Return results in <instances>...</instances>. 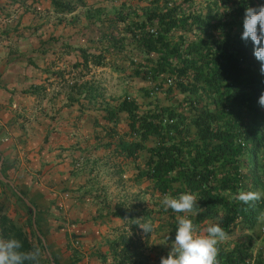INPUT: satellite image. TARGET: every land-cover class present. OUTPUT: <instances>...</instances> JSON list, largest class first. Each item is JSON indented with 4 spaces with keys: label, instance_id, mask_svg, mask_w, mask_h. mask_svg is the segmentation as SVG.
<instances>
[{
    "label": "trees",
    "instance_id": "16d2710c",
    "mask_svg": "<svg viewBox=\"0 0 264 264\" xmlns=\"http://www.w3.org/2000/svg\"><path fill=\"white\" fill-rule=\"evenodd\" d=\"M11 1L27 6L32 13L50 10L60 23L72 22L66 16L83 8L87 18L101 23L97 53L63 42L60 49L82 57L71 62L75 73L69 84L74 92L71 100L78 101L84 94L89 105L105 112L110 123L93 146L97 151L106 149L108 155L90 156L89 163L83 165L96 173L95 182L101 186L96 195L92 194L94 188L89 190L98 206L96 218L115 222L110 219L115 217L119 222L111 229L116 239H105L108 251L99 250L102 264H151L155 249H159V257L154 264H160L171 241L154 245L153 236L165 234L174 239L177 215L189 216L197 232L215 223L226 235L235 228L255 229L264 217V107L258 103L264 93V75L253 43L241 39V34L246 7H258L264 0H203L205 9L194 5L195 0H150L148 5L112 0V16L103 8L92 10L88 0H46L48 6L45 0ZM73 18L76 21L78 16ZM113 53L132 54L131 76L154 84L145 89L147 96L161 91L166 98L177 100L164 104L157 98L143 112L141 105L127 96L117 105L99 101L102 93L87 79L85 70L91 65L102 66ZM123 118L128 124L126 131L118 128ZM94 148L87 152L94 153ZM2 157L5 161L0 149V160ZM130 165L135 171L126 179ZM2 173L11 179L4 170ZM111 175L119 178L116 188H123L117 193L100 178ZM0 182L10 187L26 208L36 245L1 207L0 240L14 237L22 242L25 252L39 249V264H52L51 256L56 264H63L43 230L42 205L24 187ZM127 182L138 190L130 194ZM183 192L193 194L198 207L192 213L165 211L163 197ZM241 192H259L261 197L244 204L237 198ZM35 214L46 245L34 227ZM145 222L152 225L151 233L140 228ZM217 249V264H264L263 253L254 257L250 241H237L231 249L219 242ZM73 254L74 261L81 260L78 250Z\"/></svg>",
    "mask_w": 264,
    "mask_h": 264
},
{
    "label": "crops",
    "instance_id": "0c3cea01",
    "mask_svg": "<svg viewBox=\"0 0 264 264\" xmlns=\"http://www.w3.org/2000/svg\"><path fill=\"white\" fill-rule=\"evenodd\" d=\"M11 2L0 0V140L9 142L4 150L6 173L42 205L44 224H54L55 235L63 241L54 238V243L64 247L66 238L68 242L78 234L85 264H100L92 256L106 248L103 237L109 229L103 220L96 223L100 219L93 195L100 185L96 173L83 165L90 156L108 155L106 149L97 151L93 146L110 123L84 94L78 101L70 98L75 75L71 62L82 57L72 54L70 61L66 48L45 52L42 37H21L30 23L21 19L17 4ZM24 42L21 55L26 57L13 54ZM118 126L126 131L127 121L121 119ZM93 148L94 153L87 152Z\"/></svg>",
    "mask_w": 264,
    "mask_h": 264
},
{
    "label": "rangeland",
    "instance_id": "374dc122",
    "mask_svg": "<svg viewBox=\"0 0 264 264\" xmlns=\"http://www.w3.org/2000/svg\"><path fill=\"white\" fill-rule=\"evenodd\" d=\"M124 1V0H121ZM150 0H131L134 4L137 5H148ZM45 5L48 6L50 3L49 1H44ZM88 4L91 6L92 10H95L97 8H103L105 9V12L109 14L108 16H112L115 6L112 0H88ZM15 5V4H14ZM194 5L202 6L204 9L206 8V2L203 0H195ZM18 6V4H17ZM21 15V19L24 20V22L30 23L28 26L30 27L26 34L21 37H30L31 35H36L37 37H42V45L45 50V52H49L50 50L54 49L55 52H59L61 49V43L63 41H66L68 39V43L70 42L72 48L79 49V47H83L86 49H89L90 53H97V50H99L97 45V39L100 37V30L99 27L101 26V23L99 21H94V19L90 20L85 15V10L83 8H79L76 11V14H68L66 16L67 20H71L72 22L66 21L63 23L59 22V18L53 12H50V10L46 11H38V12H29L31 10H27V6H18L16 8ZM11 15V13H10ZM13 15V14H12ZM75 15L78 16V19L75 21L73 17ZM105 14H102V17H105ZM27 26V25H26ZM19 36V34H16ZM48 39V40H46ZM70 39V40H69ZM19 41V40H18ZM17 41V43H18ZM26 43L24 42L22 44V48L18 50V46H16L17 50H15V53L13 54H19L21 57H26L25 54L21 55L22 49L26 47ZM29 49L30 48H25ZM29 52L32 53V52ZM34 51L32 54H35ZM70 54V53H69ZM132 55V54H131ZM129 54L125 53H113V55H108L106 60L104 61V64L102 66H93L91 65L88 69L85 70L87 72V79L91 81L95 87L99 89V91L102 93V97H99V101L102 102H108L112 103V105H117L120 100H122L124 97H130L132 99H135L139 105H141V111L148 109L149 102L155 101L157 98L164 103L168 104L172 101L177 100V98H166V95L161 91H156L151 94V96H147L146 90H149L153 87L154 84H152L149 81L143 80L137 76L132 77L131 73L133 72V67L130 65V59L131 56ZM72 54H70V61L73 60ZM135 56L139 57L135 54ZM97 89V90H98ZM178 98H183V95L178 94ZM172 99V101H170ZM126 116V114H123V116ZM124 116V117H125ZM9 142L0 140V149L4 152L6 149L5 146H7ZM153 142H150L151 145ZM142 162V159H140ZM5 166V161L2 164V170L6 172L5 169H3ZM86 166V164H84ZM134 168L132 165L130 167H127V172L125 174L126 179L134 172ZM7 174V173H6ZM109 176H101L100 178H103L102 180L112 186V189L114 192H118L120 190L116 186L118 185V176L111 175ZM107 178V179H106ZM1 179V178H0ZM2 180V179H1ZM11 180V179H10ZM4 181V180H3ZM12 181V180H11ZM13 182V181H12ZM7 183V182H6ZM16 183L13 182L12 185ZM126 186H128L127 191L132 194L138 189L136 186H132L131 183L127 182L125 183ZM26 190V187H24ZM123 188H121L122 190ZM120 190V191H121ZM28 191V190H27ZM119 191V192H120ZM0 207L3 208L4 212L13 217L16 221V223L30 235L34 245H36L35 238L31 235V226L29 225L28 220V213L24 205L21 201L17 199V197L12 192V189L6 185L0 182ZM102 220L97 221L96 223H101ZM105 221V224L107 226V229L109 231L107 234L103 237V240L105 241L106 237L114 239L116 236L115 234H111V229H114L115 225H118V220L114 221ZM95 222V221H94ZM264 217H261L257 226L254 230H245L241 228H235L233 232L227 234L225 236V239L221 242L225 244V247L228 249H231L234 244L237 241H250L252 248H253V255L254 257L257 256L258 253H263L264 255ZM43 230L47 234L48 241L50 243V246L52 250L59 254L61 256V261L63 264H85V259L82 257V251H83V245L81 241L73 237L68 239H65L64 247H60V245L54 243L52 239H56L59 243L63 244V241L59 239L55 235V231L57 230L55 228V225H50L49 222L42 225ZM203 229L202 231L197 232L198 234L204 233ZM145 237V236H144ZM155 237L156 241H154V245H157L158 243L163 244L166 238L165 234H156L153 236ZM116 239V238H115ZM60 240V241H59ZM47 243V240H46ZM37 247V246H36ZM218 248V245H217ZM81 254V260H78V258H73L74 251H77ZM102 253L105 251H108V248L100 249ZM159 249H155L152 252V259L151 264L155 263V259L158 260L159 257ZM100 252H98L96 255L93 254V258L97 256L100 259V264H102V260L99 256ZM42 256V255H41ZM67 257V258H66ZM41 262H43V257H41ZM158 263V261H157ZM156 263V264H157ZM251 264V263H250Z\"/></svg>",
    "mask_w": 264,
    "mask_h": 264
},
{
    "label": "clouds",
    "instance_id": "9594fccd",
    "mask_svg": "<svg viewBox=\"0 0 264 264\" xmlns=\"http://www.w3.org/2000/svg\"><path fill=\"white\" fill-rule=\"evenodd\" d=\"M241 39L251 40L254 56L261 62L260 71L264 75V3L258 7H246ZM258 103L264 107V93ZM259 192H241L238 200L244 204L260 199ZM165 211L175 213H192L198 207L196 197L190 192L177 196L165 195L161 201ZM146 233H151L152 225H139ZM226 233L219 223L210 224L203 234H198L193 220L187 215H177L174 239L170 235L165 243L171 241L167 256L161 257L160 264H217V245L225 239ZM22 242L14 237L0 240V264H39V249L25 252Z\"/></svg>",
    "mask_w": 264,
    "mask_h": 264
},
{
    "label": "water",
    "instance_id": "95a60500",
    "mask_svg": "<svg viewBox=\"0 0 264 264\" xmlns=\"http://www.w3.org/2000/svg\"><path fill=\"white\" fill-rule=\"evenodd\" d=\"M3 162H4V157H2L1 160H0V178L2 180H4L5 182H7V183L13 184V182L11 180L7 179L2 173V164H3ZM24 200L26 201V203L29 206H31L33 208L34 211H36V209L34 208L33 204L27 198H24ZM33 224H34V227H35L36 231L38 232L39 236L42 238L43 243L46 245L47 244L46 243V239L44 238L43 234L38 230V227H37L36 214L33 216ZM49 255L51 256L50 252H49ZM51 263L52 264H56V262H55V260H54V258L52 256H51Z\"/></svg>",
    "mask_w": 264,
    "mask_h": 264
}]
</instances>
